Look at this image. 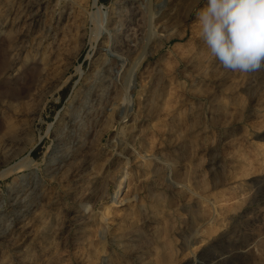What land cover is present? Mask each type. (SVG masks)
<instances>
[{
	"label": "rangeland",
	"instance_id": "374dc122",
	"mask_svg": "<svg viewBox=\"0 0 264 264\" xmlns=\"http://www.w3.org/2000/svg\"><path fill=\"white\" fill-rule=\"evenodd\" d=\"M206 3L0 0V264H264V67Z\"/></svg>",
	"mask_w": 264,
	"mask_h": 264
},
{
	"label": "clouds",
	"instance_id": "9594fccd",
	"mask_svg": "<svg viewBox=\"0 0 264 264\" xmlns=\"http://www.w3.org/2000/svg\"><path fill=\"white\" fill-rule=\"evenodd\" d=\"M197 23L208 54L225 69L264 67V0H207Z\"/></svg>",
	"mask_w": 264,
	"mask_h": 264
},
{
	"label": "bare ground",
	"instance_id": "6f19581e",
	"mask_svg": "<svg viewBox=\"0 0 264 264\" xmlns=\"http://www.w3.org/2000/svg\"><path fill=\"white\" fill-rule=\"evenodd\" d=\"M96 1V0H95ZM16 62H9L8 64H6V65H4V68H5V70H6V74L7 73H9V72H11V73H13L15 70H16V64H15ZM10 73V74H11ZM15 73V72H14ZM8 76V75H7ZM9 78V77H8ZM21 95V94H20ZM124 179V178H123ZM122 184H123V182H121L120 183V185H119V190H118V192H117V194H123L125 191H126V187H124L123 189H122ZM128 191V190H127ZM126 195V194H125ZM116 198V197H115ZM125 199H127V198H124L123 197V200H125ZM129 199V198H128ZM122 200V201H123Z\"/></svg>",
	"mask_w": 264,
	"mask_h": 264
}]
</instances>
